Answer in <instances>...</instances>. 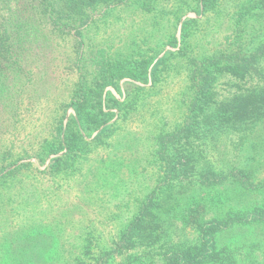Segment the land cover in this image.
Listing matches in <instances>:
<instances>
[{
	"label": "rangeland",
	"instance_id": "374dc122",
	"mask_svg": "<svg viewBox=\"0 0 264 264\" xmlns=\"http://www.w3.org/2000/svg\"><path fill=\"white\" fill-rule=\"evenodd\" d=\"M84 17L71 34L54 32L50 40L38 20L40 35L24 44L0 80V264H96L164 180L159 141L188 114L194 62L264 45L259 0H211L207 8L201 0H101ZM107 58L152 65L144 82L124 78L107 86L104 103L118 100L110 128L86 132L79 120L86 139L80 156L47 169L64 153L49 154L58 124L76 115L70 100L78 67L92 82L96 61ZM209 138L202 146L216 166L250 171L260 187H204L197 197L205 194L213 208L264 205V122L225 135L215 148ZM37 235L44 239L35 241ZM220 241L238 245L227 253L242 264H264V227H234Z\"/></svg>",
	"mask_w": 264,
	"mask_h": 264
},
{
	"label": "trees",
	"instance_id": "16d2710c",
	"mask_svg": "<svg viewBox=\"0 0 264 264\" xmlns=\"http://www.w3.org/2000/svg\"><path fill=\"white\" fill-rule=\"evenodd\" d=\"M100 1L0 0V80L9 63H17L24 44L40 35L35 29L38 20L46 26L47 40L56 37L55 33L66 37L71 34L70 28L83 23L86 8ZM201 1L207 8L211 0ZM259 2L264 7V0ZM220 55L194 62V95L188 114L176 133L159 141L164 148L160 153L165 162L161 168L164 180L140 201L136 214L96 258V264L117 258H121V264H242L241 259L227 253L230 246L238 245L221 244L220 239L234 227H264V205L244 209L228 207L224 202L213 208L205 194H200L204 197L201 200L196 195L204 187L225 184L237 185L241 190L260 187L250 171L216 166L211 160L213 155L202 145L211 136V147L215 148L225 135L246 134L264 122V45ZM96 64L92 82L78 67L81 71L78 69L70 100L76 115L58 124L49 154L64 153L50 160L47 169L59 168L80 156L86 139L79 120L86 132L110 122L118 100L109 98L111 103L105 104L104 89L116 87L124 78L144 82L152 60L107 58ZM110 126L106 125L100 134ZM178 143L181 149L176 148ZM41 239L44 237L35 236V241ZM39 251L43 260L45 250Z\"/></svg>",
	"mask_w": 264,
	"mask_h": 264
}]
</instances>
